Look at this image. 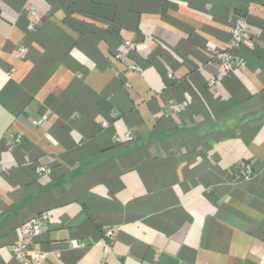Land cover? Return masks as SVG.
Returning a JSON list of instances; mask_svg holds the SVG:
<instances>
[{
  "label": "crops",
  "instance_id": "1",
  "mask_svg": "<svg viewBox=\"0 0 264 264\" xmlns=\"http://www.w3.org/2000/svg\"><path fill=\"white\" fill-rule=\"evenodd\" d=\"M19 243L42 264H264V0H0V264Z\"/></svg>",
  "mask_w": 264,
  "mask_h": 264
},
{
  "label": "built area",
  "instance_id": "2",
  "mask_svg": "<svg viewBox=\"0 0 264 264\" xmlns=\"http://www.w3.org/2000/svg\"><path fill=\"white\" fill-rule=\"evenodd\" d=\"M246 27L247 23L244 18H237L235 20L234 26L231 31V45L233 48H239L245 40L246 37ZM24 49H20V55L24 54ZM115 59H122L121 55H116ZM239 63L238 58L231 54V53H225L221 56V66L224 71V73H229L233 70L235 64ZM130 70H135L136 68L132 65L128 67ZM170 77V76H169ZM214 82H210L209 85L212 86ZM182 108L180 106H172V111L177 113L180 112ZM103 128L107 127L106 123L102 124ZM127 137H129V134H127ZM8 149H13L15 147L14 142H9L7 144ZM44 168H38V173L44 172ZM234 171L236 173V176L238 179L241 180H247L250 179L253 176V169L251 164L245 162V161H239L234 165ZM43 222L38 219V218H32L28 221V223L24 226H22L19 229L20 235L22 237H27L30 239L36 238L39 236L43 230ZM114 235V230L108 229L105 230L104 232V237L111 239ZM13 255L15 259L20 263V264H42L41 261L39 260V254H36V261L31 262L28 259V248L24 244H16L13 246Z\"/></svg>",
  "mask_w": 264,
  "mask_h": 264
}]
</instances>
